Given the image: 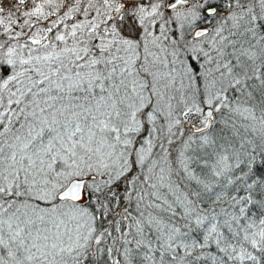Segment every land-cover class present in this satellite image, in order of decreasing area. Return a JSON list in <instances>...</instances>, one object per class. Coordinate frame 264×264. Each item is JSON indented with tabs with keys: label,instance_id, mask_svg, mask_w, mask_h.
<instances>
[{
	"label": "snow or ice",
	"instance_id": "6c2138e0",
	"mask_svg": "<svg viewBox=\"0 0 264 264\" xmlns=\"http://www.w3.org/2000/svg\"><path fill=\"white\" fill-rule=\"evenodd\" d=\"M0 264H264V0H0Z\"/></svg>",
	"mask_w": 264,
	"mask_h": 264
}]
</instances>
